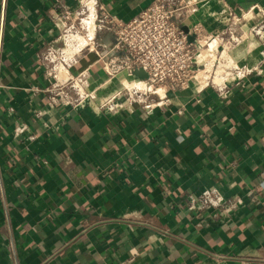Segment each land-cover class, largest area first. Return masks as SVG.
<instances>
[{"label":"crops","instance_id":"obj_1","mask_svg":"<svg viewBox=\"0 0 264 264\" xmlns=\"http://www.w3.org/2000/svg\"><path fill=\"white\" fill-rule=\"evenodd\" d=\"M151 1L98 0L124 20ZM212 1L264 20V0ZM64 7L81 16L77 0H0V264H264V70L113 115L119 82L89 51L68 74L94 100L51 106L42 52ZM209 187L235 206L189 211Z\"/></svg>","mask_w":264,"mask_h":264},{"label":"built area","instance_id":"obj_2","mask_svg":"<svg viewBox=\"0 0 264 264\" xmlns=\"http://www.w3.org/2000/svg\"><path fill=\"white\" fill-rule=\"evenodd\" d=\"M184 1L153 0L135 16L124 20L98 0H77L81 7L88 2L93 4V11L89 12H95L92 25L88 24L90 19L86 18L89 9L84 10L78 19L71 17L66 7L61 12H51L58 34L44 45L42 52L49 77L46 86L49 104L76 107L88 99L94 100L96 95L89 88V74H68L76 58L87 50L95 52L107 79L119 82V88L101 104L104 110L113 115L133 111L135 105L150 113L155 105L168 99H164L166 94L158 87L168 88L171 84L187 87L184 83H194L192 66L199 52L198 49L193 50L197 46L195 33L180 18ZM255 25L256 30L252 28L251 31H254L260 47V60L250 67L245 65L239 68V77L231 84L264 70V20H257ZM77 36L82 37L84 43ZM60 69H64L65 73ZM234 78L235 75L230 79ZM231 84L215 88L225 89ZM195 88L191 90L193 93L204 86ZM159 89L164 93L163 97ZM22 130L23 125L19 124L16 131ZM183 202L189 211L202 215L207 211L213 213L231 209L237 199L228 201L220 189L209 187L184 195Z\"/></svg>","mask_w":264,"mask_h":264},{"label":"rangeland","instance_id":"obj_3","mask_svg":"<svg viewBox=\"0 0 264 264\" xmlns=\"http://www.w3.org/2000/svg\"><path fill=\"white\" fill-rule=\"evenodd\" d=\"M184 5L180 18L195 33L198 47L194 46L193 50L198 49L199 53L196 63L192 66L194 83H184L188 85L187 87H182L181 84H171L168 88L158 87L165 92L164 99L168 98V101L190 95L192 88L200 85L204 87L229 85L238 79L239 68L255 65L254 61L248 63L245 55H248V49L257 43L256 35L251 31L252 28L256 30L257 19L249 17L245 10L239 14L221 4L217 5L212 0H186ZM78 6L81 13L83 10L94 8L91 2L83 7ZM87 12L86 18L90 19L88 24L92 25L95 12L93 14ZM77 39L84 43L82 37L77 36ZM234 75L235 78L230 79ZM215 77L219 80L221 77L220 82H216Z\"/></svg>","mask_w":264,"mask_h":264},{"label":"bare ground","instance_id":"obj_4","mask_svg":"<svg viewBox=\"0 0 264 264\" xmlns=\"http://www.w3.org/2000/svg\"><path fill=\"white\" fill-rule=\"evenodd\" d=\"M250 46H252V45H250ZM60 71H64V69H60ZM63 73H65V71L63 72ZM220 80H221V77H220ZM220 80L217 78V77H215V81L216 82H220ZM201 88V85L200 86H198L197 88H195V89H200ZM159 93H160V95H161V97H163L164 96V93H162L161 91H160V89H159Z\"/></svg>","mask_w":264,"mask_h":264},{"label":"water","instance_id":"obj_5","mask_svg":"<svg viewBox=\"0 0 264 264\" xmlns=\"http://www.w3.org/2000/svg\"><path fill=\"white\" fill-rule=\"evenodd\" d=\"M140 74L142 73V72H139Z\"/></svg>","mask_w":264,"mask_h":264}]
</instances>
